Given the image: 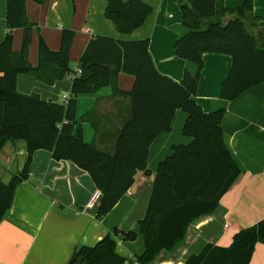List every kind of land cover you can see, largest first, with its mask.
I'll use <instances>...</instances> for the list:
<instances>
[{
  "label": "trees",
  "instance_id": "obj_1",
  "mask_svg": "<svg viewBox=\"0 0 264 264\" xmlns=\"http://www.w3.org/2000/svg\"><path fill=\"white\" fill-rule=\"evenodd\" d=\"M43 5L48 0H6L7 27L0 44V152L11 142H24L28 157L21 173L9 183L0 180V223L10 211L17 188L29 179L33 154L52 152L57 161H71L86 171L101 192L98 217L111 213L135 182L138 172L151 175L149 149L162 134L171 132L178 110L188 114L184 135L189 145L172 147L156 173L152 195L140 233L145 251L136 264H150L162 251H173L186 238L189 227L200 217L213 214L221 199L237 182L241 170L225 144L222 122L225 111L206 113L195 100L204 68V55H228L232 68L221 88V97L235 101L244 92L264 84V38L254 35L253 2L229 9L225 0H179L187 34L175 45V54L198 66L196 76L185 73L180 83L161 75L150 55V41H123L95 36L80 61L82 74L73 79L66 104L43 101L38 95L17 90V77L31 74L54 85L70 70L75 33L65 30L58 51L39 38V65L28 61L34 24L26 3ZM142 0H109L105 15L121 34H131L152 14ZM253 22L247 24L246 20ZM24 29L23 47L13 51V32ZM135 78L132 91L119 89V76ZM111 88L113 95L130 101V113L122 122L112 149H100L84 140V119L77 120L78 97ZM100 135V134H99ZM134 242L138 234L115 228L95 247H80L73 264H125L117 253L116 238ZM264 244V220L241 230L228 247L207 244L186 264H250L256 245Z\"/></svg>",
  "mask_w": 264,
  "mask_h": 264
},
{
  "label": "crops",
  "instance_id": "obj_2",
  "mask_svg": "<svg viewBox=\"0 0 264 264\" xmlns=\"http://www.w3.org/2000/svg\"><path fill=\"white\" fill-rule=\"evenodd\" d=\"M125 2L129 0H124ZM153 12L131 34H121L107 19L109 0H48L40 5L29 1L26 14L31 23L32 43L28 61L39 65V38L58 51L65 30L75 33L70 52V70L66 77L48 85L31 74L17 77V90L24 95H38L45 102L66 104L71 97L74 75L90 40L104 36L123 41H150V55L158 72L180 83L185 73L196 76L198 66L175 54L176 42L187 34L182 23L179 0H142ZM245 0H225L229 9L243 6ZM254 26L247 19L252 34L264 38V0H252ZM7 2L0 0V44L6 37ZM24 29L13 32V51L23 47ZM232 68L228 55H204L196 102L206 113L224 110L222 130L225 144L241 170V176L220 201L217 210L202 216L188 229L185 240L173 251H162L150 264H186L207 244L228 247L241 230L264 220V84L244 92L235 101L221 97V88ZM1 75V74H0ZM135 78L121 74L119 89L130 92ZM77 120L84 119V140L95 142L112 152L122 122L130 113V101L113 95L107 87L96 94L78 97ZM188 114L178 110L171 132L160 135L150 146L148 167L151 175L138 172L133 186L106 216L98 217L101 199L90 206L99 191L90 175L71 161H57L52 152L33 154L29 179L15 192L13 205L0 223V264H68L80 247H95L115 228L138 234L134 242L116 238L117 253L125 264H136L145 251L140 233L156 173L160 164L172 155V147L189 145L184 135ZM100 134V135H99ZM28 157L24 142L8 143L0 152V180L9 183L24 169ZM250 264H264V244L258 243Z\"/></svg>",
  "mask_w": 264,
  "mask_h": 264
},
{
  "label": "built area",
  "instance_id": "obj_3",
  "mask_svg": "<svg viewBox=\"0 0 264 264\" xmlns=\"http://www.w3.org/2000/svg\"><path fill=\"white\" fill-rule=\"evenodd\" d=\"M81 74H82V70H81L80 68H78V69H77V72H76L75 75H74V78L77 77V76H80ZM101 197H102L101 192H100V191H97V192L94 194V196H93V198H92V200H91L90 206L95 205V204L101 199Z\"/></svg>",
  "mask_w": 264,
  "mask_h": 264
},
{
  "label": "water",
  "instance_id": "obj_4",
  "mask_svg": "<svg viewBox=\"0 0 264 264\" xmlns=\"http://www.w3.org/2000/svg\"><path fill=\"white\" fill-rule=\"evenodd\" d=\"M76 254H77V250H75L70 262L68 264H73V262L75 261V258H76Z\"/></svg>",
  "mask_w": 264,
  "mask_h": 264
}]
</instances>
